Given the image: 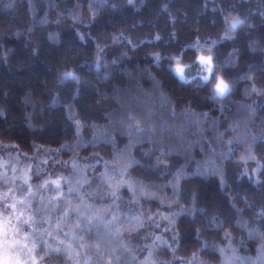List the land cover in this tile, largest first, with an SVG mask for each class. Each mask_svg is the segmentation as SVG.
<instances>
[{
    "label": "trees",
    "instance_id": "obj_1",
    "mask_svg": "<svg viewBox=\"0 0 264 264\" xmlns=\"http://www.w3.org/2000/svg\"><path fill=\"white\" fill-rule=\"evenodd\" d=\"M134 4L129 5L128 0H0V143L14 145L26 156L38 155L40 148L59 150L63 162L76 157L96 158L97 153L102 161H110L112 137L117 149L129 144L119 129L124 115L129 111H151L156 143L147 142V137L143 143H136L131 156L139 163L129 170L133 180L149 185L159 197L141 198L146 214L159 215L161 210L182 213L176 217V254L180 257H190L207 241L208 248L200 253V259L219 264L212 245L224 246L223 237L230 232L237 241L244 238L243 246L234 245L239 246L238 255L255 259L259 242L250 241L247 231L234 225L240 219L249 222V229L258 226L257 213L264 210V187L239 178L243 167L239 161L245 146L234 144L232 156L224 159L219 154L226 153L227 148L220 146L218 136L236 120L241 121L238 132H244L243 105H253L256 111V119L248 128L256 135L264 132V97L251 94L253 85L264 88V0H134ZM165 5L167 11L163 10ZM229 14L245 20V24L228 33L233 39L221 42L227 32L224 17ZM173 32L175 41L171 39ZM157 35L161 40H155ZM197 36L204 48L212 47L214 59L221 67L229 65L224 75L235 81V88L223 101L209 98L211 85L205 89L197 88L195 83L177 87L179 82L174 83L166 74L168 61H162L161 68L154 66V53L181 56L183 52V63L191 64L195 50L187 46ZM114 37L120 39L114 41ZM213 40L218 41L215 47ZM98 53L102 57L99 70ZM68 71L80 78L79 85L62 79ZM149 73L162 79L165 90L178 104L190 99L196 113L207 114V121L203 115L184 116L179 109L173 117L162 108ZM195 74L194 67L189 76ZM70 115L84 125L79 142L88 145L75 151L72 148L77 144L76 129ZM195 119L200 120L199 125L188 123ZM104 125H109V142L92 147V126H97L99 132ZM233 135L226 133L223 139H233ZM161 141L165 151L174 153L161 158L171 165L167 169L155 167ZM262 153L264 144H257L258 159ZM213 161L226 181L223 189L219 176L213 174ZM181 165L186 178L174 193L170 182ZM194 193L197 211L193 218ZM233 202L242 215L231 208ZM212 216L224 222L223 229L206 230ZM197 228L201 230L199 240L195 238ZM95 241L90 239L91 243ZM161 254L172 256L170 251Z\"/></svg>",
    "mask_w": 264,
    "mask_h": 264
},
{
    "label": "snow or ice",
    "instance_id": "obj_2",
    "mask_svg": "<svg viewBox=\"0 0 264 264\" xmlns=\"http://www.w3.org/2000/svg\"><path fill=\"white\" fill-rule=\"evenodd\" d=\"M128 4L133 7L135 6L134 0H128ZM7 6L12 7L11 4ZM163 10H168L167 5L164 6ZM262 15H264V12H262ZM95 16L96 14L93 12V20ZM224 22L227 32L221 38V42L223 40L233 39L228 33L233 32L238 26L245 24V20L240 19L238 16L232 17L231 14L224 17ZM171 23L175 25V19H172ZM196 32L199 33V29H196ZM16 35L18 36L19 33H16ZM80 38L83 40V36ZM113 39L115 41L120 39V37H114ZM171 39L173 41L177 40L175 32L171 34ZM155 40L159 41L161 37L157 35ZM128 42L129 44L132 43L130 40ZM148 43H151V41H148ZM217 43L218 41H211L213 47ZM135 47L136 45H133V50H135ZM187 47L195 50L191 64L183 63V52L181 56H162L160 53H154L151 54L154 66L161 68V62L164 60L168 61V67L165 70L166 74L174 83L179 82L176 85L177 87L190 86L195 83L197 88L205 89L211 85L209 98L212 101H223L231 96L235 88V81L226 79L224 75V69L229 67V65L225 64L221 67L214 59L212 47L204 48L200 43L199 36H197V39L192 45ZM101 62L102 57L98 53L96 59V67L98 70ZM194 67L196 74L189 76V73L192 72ZM149 78L152 81L153 88L159 94L161 107L169 110L173 117L178 114L177 109H179V113L184 116L197 117L203 115L204 120L207 121V114L196 113L190 99L183 104H178L165 90L162 79L157 80L156 76L151 75V73H149ZM62 79L74 80L78 85L81 83L80 78L71 71L64 72ZM78 93L79 89H77ZM251 94L264 97V88H257L253 85ZM248 95L249 93H246V97ZM68 107L71 108L70 105ZM242 107L246 110V118L243 121L245 130L242 133L238 132L241 121L236 120L225 129V133H220L218 136L220 146L222 148L226 147L227 152H221L219 155L224 159H228L234 152V144L244 145V155H242L239 161L243 165L239 172V178H247L252 185L264 187V153L261 154L259 159L255 155L257 144H264V132L256 135L248 128V124L254 122L256 119L255 107L253 105H243ZM220 111L223 113V106H221ZM152 115L151 111H129L124 115L119 122L121 134L126 135L129 141V144L124 149L115 148V139L112 137L111 142L114 146L113 158L110 161H104V171L100 173V183L96 189V191L100 192L101 201L105 197H110L111 203L102 202L97 204L93 199V193H84L82 191L84 185L90 184L91 182L83 177L75 179V181H73L72 177L61 176L57 179H51L49 177L44 179L42 183L35 185L34 190L33 183L31 182L32 176L30 175L31 168L22 170L21 174L18 175L17 168L11 166V176L8 175L7 171H0V187H7V191H0V264H49V261L54 256H64L72 264H122L125 254L131 255L132 260L136 261V264H159L154 259V249L157 246V242L167 246L175 257L176 249L166 241H161L158 236L154 238L152 245H145L149 250L142 260L132 255V249L126 242L124 233L141 231L144 228L143 216L139 213L133 216H124L120 211V205L118 203L121 200L119 193L124 189L131 193L134 198L133 203L141 198L159 199L157 193L150 191L149 187L144 185L142 181L133 180L129 171L139 163V161L131 156V148L136 143H143L145 137H147V142L156 143L155 125L151 122ZM69 119L73 120L76 129L75 137L77 138V144L73 146L72 150L75 151L76 148L87 147V144H81L79 142L84 125L79 120H74L71 115ZM188 123L199 125L200 120H189ZM92 127V141L89 142L91 146L97 147L99 144H107L110 137L109 125H104L99 129V132L97 131V126ZM226 133L234 134L233 139L225 141L223 136ZM33 147H36V145L34 144ZM62 147L67 148L68 146L63 145ZM15 148L16 146L13 145L11 148L3 150L10 151ZM37 151H43V149L37 148ZM173 154L172 150L165 151L163 141H161L159 156L156 158L155 167L160 168L163 166L165 169L170 168L171 165L161 158ZM145 155H149V153H145ZM95 156L97 163L103 159L98 153ZM46 162L44 160L41 161V163ZM250 163L255 164V167L250 169L248 167ZM7 167L9 166L0 162V169H6ZM71 167L74 171L78 170L77 160H73ZM79 171L83 172V170ZM213 174L219 176L220 186L223 189L226 186V181L223 174L215 168L214 161ZM185 178L184 168L181 165L173 174V179L170 182L174 193L178 192L180 184ZM17 180L22 181L19 188L16 187ZM62 181L68 184L67 194L63 191ZM47 192H53L55 194L47 196L43 194ZM37 196H39V207H33ZM74 196L78 199V202H74ZM85 196L92 199V202L90 203L89 199H85ZM229 199L231 200L232 198L229 197ZM196 200L197 197L194 193L191 201L193 205L191 209L193 218L197 211L195 207ZM61 201H63L62 211ZM245 203H247V198H245ZM231 208L236 213L242 215V210L237 207L236 203H231ZM56 212H60V215L56 217L55 224H53L52 216ZM181 214L172 213L169 216L162 217L168 221L165 231H171L173 233L172 239L177 242V248L179 247V230L176 225V217ZM257 216L259 217V220L256 222L258 224L257 227L249 229V222L240 219H237L234 225L243 231H247L250 241L259 242L255 259L250 256L240 257L238 255L239 246H243L244 238L241 237L237 241L230 232H226L223 237V240L226 242L224 246L212 245L213 251L218 253L219 264H264V210L257 213ZM148 220L153 221V217L149 215ZM41 223L47 224L49 227H38ZM224 226L223 221H219L217 216H212L209 224L206 225V230L219 231ZM65 228H67V231H65ZM93 230H95L96 241L95 243H90L86 240L85 233H92ZM58 233H63L64 238H61ZM200 236L201 230L197 228L195 238L199 240ZM49 239L55 241V243H50ZM207 248L208 244L205 241L201 248L191 253L190 257H179L170 262V264H208L207 261L200 259V253L206 251ZM92 250H94V256L88 254ZM123 264H129V262L124 261Z\"/></svg>",
    "mask_w": 264,
    "mask_h": 264
},
{
    "label": "rangeland",
    "instance_id": "obj_3",
    "mask_svg": "<svg viewBox=\"0 0 264 264\" xmlns=\"http://www.w3.org/2000/svg\"><path fill=\"white\" fill-rule=\"evenodd\" d=\"M11 148L8 145H1L0 143V162L5 163L9 167L6 169H0V171H7L8 175L11 176V166H15L17 168V174H21L22 170L31 168L30 175L32 176V183L35 190V185L42 183L44 179L51 178L57 179L58 177H72L73 181L75 179H80L81 177L86 178L91 183L85 184L82 191L84 193H93V199L97 204L99 203H111L110 197H105L103 201L100 200V192L96 191L97 185L100 183V173L104 171V161L99 160L97 163V158L91 159H81L80 157L74 158L78 163V170L74 171L71 167L73 160L69 162H63L59 157V150H49L44 149L40 151L38 155L34 156H26L20 153L16 149H12L10 151H6L3 149ZM58 152V154H57ZM47 161L46 163H41V161ZM79 170H83L80 172ZM22 184V181H16V187L19 188ZM144 185H146L144 183ZM63 191L65 194L68 192V184L62 181ZM149 187V185H147ZM150 190V187H149ZM0 191H7V187H0ZM44 195H54L53 192L43 193ZM19 195V193H17ZM119 195L121 196V200L118 201L120 205V211L124 216H133L136 214H142L144 221V228L139 232H125L124 238L126 242L129 244V247L132 249V255L137 257L139 260H142L148 253V248L145 245H152V242L155 237H160L161 241H166L168 244H171L173 248L176 249V241L172 239L173 233L171 231H165V227L168 225V221L163 219L162 217L169 216L172 214L171 212L166 213L159 212V215L151 212L150 214H146L147 210L144 209L142 199H137L135 203H133V197L131 193H129L126 189L122 190ZM74 202H78V199L73 197ZM85 199H89L85 196ZM89 202H92V199H89ZM61 203V211L63 210V201ZM33 207H39V196L36 197V200L33 204ZM60 215V212H56L52 216V222L55 224L56 217ZM151 215L153 217V221L148 220V216ZM39 219V217H37ZM41 228H48L47 224L41 223L38 225ZM67 231V228H65ZM61 238L63 237V233H58ZM86 240L90 242V239L94 238L96 240L95 230L92 233H85ZM50 243H55L49 239ZM91 243V242H90ZM163 251H170L167 246L160 244L157 242V246L154 249V259H156L159 264H170L174 259L179 258L177 254L175 257L173 253H171V257L168 258L161 254ZM89 255H95V253H88ZM124 261H128L129 264H136V261L132 260V256L125 254L122 260V264ZM49 264H72L71 261L67 260L64 256H59L58 259H51Z\"/></svg>",
    "mask_w": 264,
    "mask_h": 264
}]
</instances>
